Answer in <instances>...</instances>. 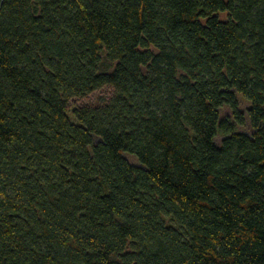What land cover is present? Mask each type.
<instances>
[{"label": "trees", "instance_id": "1", "mask_svg": "<svg viewBox=\"0 0 264 264\" xmlns=\"http://www.w3.org/2000/svg\"><path fill=\"white\" fill-rule=\"evenodd\" d=\"M0 264H264V0H0Z\"/></svg>", "mask_w": 264, "mask_h": 264}, {"label": "rangeland", "instance_id": "2", "mask_svg": "<svg viewBox=\"0 0 264 264\" xmlns=\"http://www.w3.org/2000/svg\"><path fill=\"white\" fill-rule=\"evenodd\" d=\"M113 94V90L110 86L108 87H103L101 89H98L96 92H93L92 94L87 95L86 97H75L71 98L69 100V105L74 106L76 105H86V104H91V105H97L100 103H103V101L108 100ZM244 107V104H242ZM230 111L228 108L223 107L221 114H227L229 115Z\"/></svg>", "mask_w": 264, "mask_h": 264}]
</instances>
